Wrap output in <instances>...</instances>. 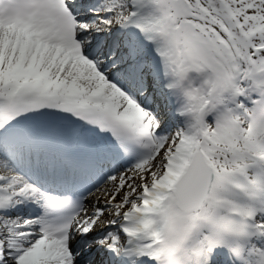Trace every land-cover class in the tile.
Returning a JSON list of instances; mask_svg holds the SVG:
<instances>
[{
    "label": "snow or ice",
    "instance_id": "6c2138e0",
    "mask_svg": "<svg viewBox=\"0 0 264 264\" xmlns=\"http://www.w3.org/2000/svg\"><path fill=\"white\" fill-rule=\"evenodd\" d=\"M0 264H264V0H0Z\"/></svg>",
    "mask_w": 264,
    "mask_h": 264
},
{
    "label": "bare ground",
    "instance_id": "6f19581e",
    "mask_svg": "<svg viewBox=\"0 0 264 264\" xmlns=\"http://www.w3.org/2000/svg\"><path fill=\"white\" fill-rule=\"evenodd\" d=\"M171 95V96H169ZM167 99L159 98L158 102L155 107L157 108V111L161 114V116H164L167 118V121L170 122L173 121V114L170 113L171 108H175L179 106V102L176 97L172 96L171 92H166ZM161 100V102H160ZM171 121V122H172ZM170 122V123H171Z\"/></svg>",
    "mask_w": 264,
    "mask_h": 264
},
{
    "label": "rangeland",
    "instance_id": "374dc122",
    "mask_svg": "<svg viewBox=\"0 0 264 264\" xmlns=\"http://www.w3.org/2000/svg\"><path fill=\"white\" fill-rule=\"evenodd\" d=\"M195 74V73H194ZM196 75H198V74H196ZM196 78H197V76H195V75H192V76H190V74H188V79L189 80H192L193 81V83H194V85L196 84ZM166 83V82H165ZM187 83H188V81L186 80L185 81V86H187ZM172 94V93H171ZM169 96H171V95H169ZM172 96H174L173 94H172ZM174 97H176V96H174ZM177 98V97H176ZM179 106H177L173 111L176 113V110H177V108H178ZM172 121V120H171ZM170 121V122H171ZM169 122V123H170ZM181 121H180V118L179 117H177V116H174L173 117V121L170 123V125H171V127H172V129L174 130L175 129V127H176V125L177 124H179Z\"/></svg>",
    "mask_w": 264,
    "mask_h": 264
}]
</instances>
